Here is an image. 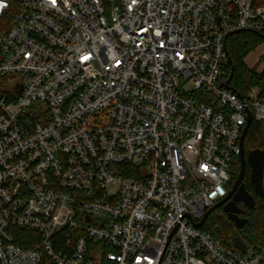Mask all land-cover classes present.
I'll list each match as a JSON object with an SVG mask.
<instances>
[{
  "label": "built area",
  "instance_id": "obj_1",
  "mask_svg": "<svg viewBox=\"0 0 264 264\" xmlns=\"http://www.w3.org/2000/svg\"><path fill=\"white\" fill-rule=\"evenodd\" d=\"M245 31L264 0H0V264H264L195 227L264 122Z\"/></svg>",
  "mask_w": 264,
  "mask_h": 264
},
{
  "label": "trees",
  "instance_id": "obj_2",
  "mask_svg": "<svg viewBox=\"0 0 264 264\" xmlns=\"http://www.w3.org/2000/svg\"><path fill=\"white\" fill-rule=\"evenodd\" d=\"M261 35L245 31L234 34L227 40V51L230 63L225 68V75L229 79L233 68L234 75L231 79V86L243 94L264 80V71L258 74L254 69H249L245 65L246 57L259 45L264 43V40L260 37ZM262 60L264 62V55L262 56ZM244 149L246 152L254 150L264 151V122H254L252 124L245 138ZM240 168V159L237 158L232 165L233 172L228 186L229 192L239 176ZM249 176L250 167L247 166L243 184L246 190L253 194L255 207L247 211L246 218L248 222L245 227L242 230H237L229 221L227 215L222 210L217 209L208 217L202 229H206L205 233L211 235L214 240L224 246L233 248V239L239 237L247 247L253 250H259L264 247V201L253 193L254 186L251 184ZM19 232L20 234L21 232L28 234L25 230H19ZM17 244L24 248H34L22 242L20 238L17 240Z\"/></svg>",
  "mask_w": 264,
  "mask_h": 264
},
{
  "label": "water",
  "instance_id": "obj_3",
  "mask_svg": "<svg viewBox=\"0 0 264 264\" xmlns=\"http://www.w3.org/2000/svg\"><path fill=\"white\" fill-rule=\"evenodd\" d=\"M264 40V35L260 36ZM232 68V73L230 75L229 80L227 81L226 86H228V83L231 81L234 72ZM251 118L249 119V122L244 129L243 136L241 139V148L242 153L240 156V173L239 176L232 186L231 191L229 192L228 196L223 199L222 201L218 202L214 207H212L210 210H208L203 219L200 223L196 224V228H202L207 221L208 217L217 210L218 208L223 206V212L227 215L229 221L234 225V227L237 230H242L245 225L247 224L248 220L243 219L240 216L244 213V210L239 208V204L242 203L245 208L252 210L255 207V199L253 194L249 193L244 184L243 180L246 175V168L247 166L250 167V181L251 184L254 186L253 193L257 196H259L264 201V188H263V177H264V151L262 150H254L250 152H246L244 149V141L246 138V135L248 133V130L251 125ZM232 199L229 203L225 205V203ZM233 247L237 250H240L242 252H246L247 245L244 243V241L236 237L232 241Z\"/></svg>",
  "mask_w": 264,
  "mask_h": 264
},
{
  "label": "rangeland",
  "instance_id": "obj_4",
  "mask_svg": "<svg viewBox=\"0 0 264 264\" xmlns=\"http://www.w3.org/2000/svg\"><path fill=\"white\" fill-rule=\"evenodd\" d=\"M264 55V43L259 45L248 57L245 59V65L249 69H254L257 71H263L264 70V62L262 60V56ZM233 170H231V173ZM204 232L206 229H202ZM229 250H234L230 246H225Z\"/></svg>",
  "mask_w": 264,
  "mask_h": 264
},
{
  "label": "flooded vegetation",
  "instance_id": "obj_5",
  "mask_svg": "<svg viewBox=\"0 0 264 264\" xmlns=\"http://www.w3.org/2000/svg\"><path fill=\"white\" fill-rule=\"evenodd\" d=\"M231 200H232V199L228 200V201L225 203V205H226L227 203H229ZM238 206H239V208H241V209L244 210V213H243L240 217L243 218V219H247V218H246V213H247V211H248L249 209L245 208L244 205H243L242 203H240ZM218 210H222V211H223V206L220 207V208H218Z\"/></svg>",
  "mask_w": 264,
  "mask_h": 264
}]
</instances>
